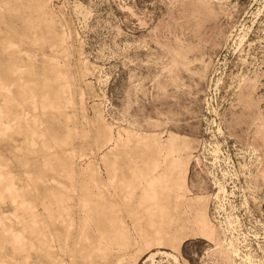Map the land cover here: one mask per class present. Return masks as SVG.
Segmentation results:
<instances>
[{
    "label": "rangeland",
    "instance_id": "374dc122",
    "mask_svg": "<svg viewBox=\"0 0 264 264\" xmlns=\"http://www.w3.org/2000/svg\"><path fill=\"white\" fill-rule=\"evenodd\" d=\"M0 264H264V0H0Z\"/></svg>",
    "mask_w": 264,
    "mask_h": 264
}]
</instances>
